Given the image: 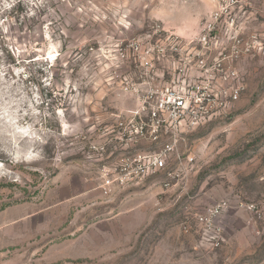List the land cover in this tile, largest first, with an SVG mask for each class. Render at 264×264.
Listing matches in <instances>:
<instances>
[{
	"label": "rangeland",
	"instance_id": "rangeland-1",
	"mask_svg": "<svg viewBox=\"0 0 264 264\" xmlns=\"http://www.w3.org/2000/svg\"><path fill=\"white\" fill-rule=\"evenodd\" d=\"M208 24L209 61L236 37L252 44L235 63L240 100L186 135L195 160L173 185L158 173L106 194L113 131L141 100L127 87L167 81L174 60L203 52ZM168 36L182 55L121 57L129 41ZM263 196L264 0H0V264H264V220L230 210L214 244L194 221Z\"/></svg>",
	"mask_w": 264,
	"mask_h": 264
},
{
	"label": "built area",
	"instance_id": "built-area-1",
	"mask_svg": "<svg viewBox=\"0 0 264 264\" xmlns=\"http://www.w3.org/2000/svg\"><path fill=\"white\" fill-rule=\"evenodd\" d=\"M215 29L213 24L204 27L197 40L203 52L189 57L191 52L186 59L174 60L173 73L163 84L153 86L149 83L143 94L135 85L127 87L139 93L141 100L136 110L117 121L113 131L115 145L109 154L110 161L99 172L100 186L106 194L115 188L136 185L144 177L158 173L166 178V186L173 185V181L191 170L195 160L189 148L187 155L180 149L186 143V135L223 117L240 100L245 89L235 83L239 76L235 63L251 52L252 44L242 45L236 37L227 51L209 61V53L219 43L214 37ZM182 44L176 36H168L157 43L132 40L121 49V57L129 59L132 56L153 66L156 60L182 55ZM143 143L150 146L140 149ZM94 149L97 153L104 151L100 145H95ZM230 210L243 211L255 220H264V196L259 202L249 203L222 199L196 213L194 221L203 241L214 244L223 239L222 218ZM183 229L189 233L192 227L184 224Z\"/></svg>",
	"mask_w": 264,
	"mask_h": 264
},
{
	"label": "trees",
	"instance_id": "trees-1",
	"mask_svg": "<svg viewBox=\"0 0 264 264\" xmlns=\"http://www.w3.org/2000/svg\"><path fill=\"white\" fill-rule=\"evenodd\" d=\"M22 4V1L17 2V5L20 7ZM16 9V8H15Z\"/></svg>",
	"mask_w": 264,
	"mask_h": 264
}]
</instances>
